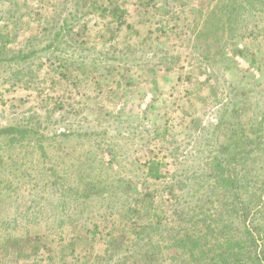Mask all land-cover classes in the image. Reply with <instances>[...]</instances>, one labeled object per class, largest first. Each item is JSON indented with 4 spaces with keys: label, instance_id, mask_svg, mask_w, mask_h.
Returning <instances> with one entry per match:
<instances>
[{
    "label": "rangeland",
    "instance_id": "rangeland-1",
    "mask_svg": "<svg viewBox=\"0 0 264 264\" xmlns=\"http://www.w3.org/2000/svg\"><path fill=\"white\" fill-rule=\"evenodd\" d=\"M92 3L127 10L122 29ZM28 122L41 124L0 137V243L40 236L48 250L5 264H189L162 250L165 225L186 227L197 205L244 224L260 203L227 215L228 192L264 197V0H0V127ZM254 134L261 171L213 188L207 163Z\"/></svg>",
    "mask_w": 264,
    "mask_h": 264
},
{
    "label": "trees",
    "instance_id": "trees-1",
    "mask_svg": "<svg viewBox=\"0 0 264 264\" xmlns=\"http://www.w3.org/2000/svg\"><path fill=\"white\" fill-rule=\"evenodd\" d=\"M92 6L102 14V17H112V20L109 23H115L118 29H122V26L126 23L124 18L129 16V12L127 10L120 9L117 6L112 7L110 4H108L106 8L103 6L99 8L98 6L95 7L94 3H92ZM67 28L68 25L61 27L55 39L60 36L63 31H67ZM107 30H110V28L107 27ZM53 44L48 45L46 50L53 49ZM246 52L247 50L245 49L237 50L236 55H239L240 57H246ZM29 56H31V54L26 56L25 59L29 58ZM62 77L65 78V75L62 74ZM221 123L222 121H219L214 125L218 128L217 124ZM39 124H41V122H38L36 125L32 124V122H28V124H26L23 128L18 126L0 127V137H6V139H8L9 137L13 136L9 138V141L12 142L19 136L33 132L37 125L40 126ZM43 137L44 136L39 135V139H43ZM235 137L236 136L230 137L229 148H227L229 151L227 153L223 152V156H213L212 160L207 163V165L211 168V177L218 178L213 188L222 187L224 184L225 187H229L231 189L238 183L243 181L247 182V180L250 181L249 178L252 176V173L258 172L259 170L261 171L263 168L262 165L259 166L257 164H255L254 168L249 166V162L252 160V153L255 151L253 148L256 147V142H259L260 140L258 134H254L252 137L248 135L247 138H245L247 143L251 144V147L246 145L247 143H245L246 146H244V143L239 140L237 143ZM257 147L259 149V146ZM234 149L236 152L233 151ZM236 163L245 165L243 170L244 172H234ZM154 164V162H150L148 174L149 178H163V176L159 174V169L153 168ZM52 185H57V181H53ZM228 193H234V195L232 196V202L228 203V207L223 210V212H225L227 215L237 213L239 210H243L245 213H247L250 207H253L252 205L255 204V201H258L260 206L256 203L257 206L255 208L253 207V209L259 210L255 212V214L253 213V215L252 213H248L247 216H244V224L226 225L225 223L222 224L221 220L217 219L216 215H211L210 218L204 217L203 214H207L209 211L201 210L203 207L206 208L205 205H197L195 207L199 208L197 209L198 213H196L195 216L187 217L184 220L186 227H181L180 224L177 228L175 225L171 227L170 225H165V228L163 227L162 240L168 236H172V239H169L165 244H162V250L164 248L170 250H184L186 253H188L187 258L189 260V264H191L190 261H203L204 264H264V223H257L256 227L254 226V219L257 220L256 213L262 212L261 208L264 207V197L262 198V193H254L253 197H251V200L249 199L250 203L239 205L234 203L240 198L239 195L236 192L229 191ZM228 193L224 192V196L229 197ZM219 196H221V194H219ZM219 196H217V200L210 202L211 205L216 204V206L219 207L216 213L218 216L221 214V199ZM182 212H184V210ZM150 223L152 224L153 221ZM151 224L139 227L140 234L136 238V243L148 235L149 232L147 231L149 230ZM86 231L92 232L93 238H95L98 231V225L92 227V230H88V228H86ZM234 231L238 234H233ZM145 232H147L146 235L144 234ZM117 233L118 232L116 229V234ZM171 233H174V235H171ZM8 243H11L12 247L15 245L16 246L13 249L10 247L7 251H5V249L8 247L7 244L2 242L0 243V264H5L4 259H6L7 256L15 258V263H18L19 260H16V257L18 256L20 257L21 255L23 256L27 254L26 258L28 259L32 258V256L40 258L38 253L41 250H48V243H46V241H44L40 236L35 237L29 235L23 237V239L11 237ZM5 254L7 255L6 257H4ZM144 254H149V252H145ZM47 259H49L50 262L54 261L53 256H49ZM128 259L129 258H125L124 260ZM143 259L145 260L144 262L146 264L150 263L147 255H145Z\"/></svg>",
    "mask_w": 264,
    "mask_h": 264
}]
</instances>
